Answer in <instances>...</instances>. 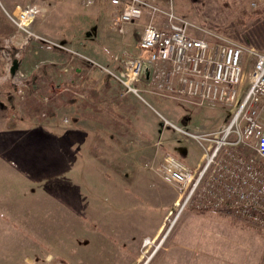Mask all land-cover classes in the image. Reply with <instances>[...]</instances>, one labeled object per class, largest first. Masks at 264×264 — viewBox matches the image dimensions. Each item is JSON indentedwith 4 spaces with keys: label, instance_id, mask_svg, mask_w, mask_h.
I'll return each instance as SVG.
<instances>
[{
    "label": "rangeland",
    "instance_id": "rangeland-1",
    "mask_svg": "<svg viewBox=\"0 0 264 264\" xmlns=\"http://www.w3.org/2000/svg\"><path fill=\"white\" fill-rule=\"evenodd\" d=\"M143 1L161 13L173 11L188 20L199 31L197 37L220 38L264 51V1ZM18 4L37 7L32 31L42 40L29 37L6 16L2 5L12 11ZM118 7L111 0H96L90 6L84 0H0V127L17 129L28 124L48 133L58 128L68 134L73 118L87 111L90 101L98 111L119 113L131 107L107 98L110 86L119 83L106 69L122 71L126 61L138 55L145 26L159 20L147 12L140 22L120 33L115 26ZM47 52L64 53L67 62L42 69ZM254 60L247 52L246 75ZM139 84L140 96L132 95L140 102L132 107L143 127L152 123L157 129V133L143 136L149 139V146L143 148L140 173L126 176L125 184L111 181L110 199L76 200L71 207L70 200L46 194V231L24 233L29 246L16 248L13 256L0 258V264H144L156 250L151 264L260 263L264 232L243 221L215 211L187 209L175 224L170 223L181 192L156 172L172 145L191 166L204 150L183 131L220 129L231 119V106H197L162 98L177 110H170L169 115L167 111L156 113L144 102L148 94H154L144 81ZM90 86L93 100L87 98ZM165 128L171 131L164 134ZM64 184L68 189L73 186L69 179ZM37 201L41 205L42 199L36 205ZM147 237L157 240L154 246L143 247Z\"/></svg>",
    "mask_w": 264,
    "mask_h": 264
},
{
    "label": "built area",
    "instance_id": "built-area-1",
    "mask_svg": "<svg viewBox=\"0 0 264 264\" xmlns=\"http://www.w3.org/2000/svg\"><path fill=\"white\" fill-rule=\"evenodd\" d=\"M84 2L90 6L96 0ZM111 3L119 6L115 26L120 33L140 22L147 12L159 20L145 26L138 55L128 59L122 71L106 69L126 93L140 96L136 84L144 81L148 91L161 98L197 106H231V119L220 129L183 131L204 150L198 168L189 166L182 155L171 153L157 166L162 180L181 192L170 223L175 224L187 209L215 211L264 232V51L220 38L197 37L199 31L188 20L173 11L161 13L143 0ZM2 7L21 31L42 40L32 31L37 7L18 4L12 11ZM247 52L255 59L248 75L244 66ZM156 241L147 237L143 247H152ZM156 251L144 264H151ZM259 264H264V251Z\"/></svg>",
    "mask_w": 264,
    "mask_h": 264
},
{
    "label": "crops",
    "instance_id": "crops-1",
    "mask_svg": "<svg viewBox=\"0 0 264 264\" xmlns=\"http://www.w3.org/2000/svg\"><path fill=\"white\" fill-rule=\"evenodd\" d=\"M44 56L42 69L48 64L62 67L67 62L64 53L47 52ZM90 88L87 98L93 100L94 89ZM111 88L107 95L111 102H124L131 107L119 113L98 111L93 110L94 101H90L91 108L76 114L68 134L58 128L48 133L28 124L17 129L0 127V258L13 256L16 248L29 246L24 233L46 231V194L57 200H70L71 207L76 200L110 199L111 181L125 184L126 176L140 173L143 148L149 146V139L143 136L157 133V129L152 123L143 127L138 120L132 107V103L140 102L137 97L126 93L120 83ZM148 96L150 101L144 98V102L156 113L167 111L169 115L170 110H177L170 101ZM140 112L141 109L139 115ZM170 131L165 128L164 134ZM174 146L169 147L170 153L186 159L184 154L174 152ZM203 160L202 153L191 167L198 168ZM67 179L73 185L69 189L64 184ZM37 199H42L41 205L40 201L36 205Z\"/></svg>",
    "mask_w": 264,
    "mask_h": 264
},
{
    "label": "trees",
    "instance_id": "trees-1",
    "mask_svg": "<svg viewBox=\"0 0 264 264\" xmlns=\"http://www.w3.org/2000/svg\"><path fill=\"white\" fill-rule=\"evenodd\" d=\"M239 29H242L241 27H239Z\"/></svg>",
    "mask_w": 264,
    "mask_h": 264
}]
</instances>
